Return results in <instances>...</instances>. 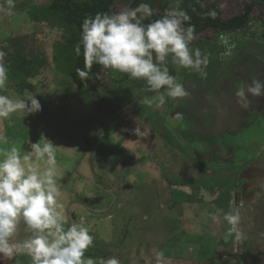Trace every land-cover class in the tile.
<instances>
[{
  "label": "rangeland",
  "instance_id": "rangeland-1",
  "mask_svg": "<svg viewBox=\"0 0 264 264\" xmlns=\"http://www.w3.org/2000/svg\"><path fill=\"white\" fill-rule=\"evenodd\" d=\"M31 1L50 0H14L11 15L0 12L4 94L36 95L42 108L0 118V136L8 141L0 147L16 143L30 150L42 134L57 145L66 218H83L95 238L85 256L97 264L112 256L120 264H157L158 256L160 264H264V96L249 95L246 109L235 96L253 78L264 82V6L254 7L253 20L241 30L207 29L200 35L217 36L215 41L191 42L208 60L206 78L177 70L169 57L170 74L189 96L166 97L156 107L155 101L144 103L158 95L144 80L103 69L110 87L89 89L86 96L57 72L52 56L62 31L52 18L33 20L23 10ZM168 1L169 8L178 3L186 14L197 3L216 1L227 18L250 0ZM161 2L117 0L115 6L119 12L146 3L154 12ZM0 6L6 8V0ZM29 56L36 64L43 57L44 66L22 88L26 82L17 66ZM176 112L182 119L174 118ZM138 124L148 136L131 131ZM230 210L240 213V240L224 239V214ZM25 227L21 222L14 241L25 238ZM0 264L31 259L20 253L0 257Z\"/></svg>",
  "mask_w": 264,
  "mask_h": 264
},
{
  "label": "clouds",
  "instance_id": "clouds-1",
  "mask_svg": "<svg viewBox=\"0 0 264 264\" xmlns=\"http://www.w3.org/2000/svg\"><path fill=\"white\" fill-rule=\"evenodd\" d=\"M6 4V8L0 6V12L11 15L14 0H6ZM146 16H151V8L141 3L134 9L124 8L113 14L96 13L94 18H85L81 41L75 48L79 56L82 46L83 68L77 67L76 74L86 81L91 78L93 65L98 64L133 80H144L148 90L158 94L144 103L152 106L155 101V106L161 107L166 97L177 100L189 96L184 85L170 74L168 58L171 57L177 70L191 69L203 78L207 76L204 68L208 60L199 48L190 47L195 39L194 26H183L189 17L178 3L166 9L160 18L143 24ZM5 55L0 51V118L41 110L36 95L25 93L21 98L4 94L8 79L3 62ZM249 95L264 96V82L253 78L251 83L237 88L235 96L242 108L250 106ZM182 115L176 112L174 118L182 119ZM131 131L139 137L150 133L147 128L141 131L139 124ZM0 142L8 143L3 136ZM56 146L42 134L39 141L30 142V150L23 147L22 151L16 143L0 147V257L11 259L23 253L30 257L31 264H97L92 257L85 256L94 246L95 238L83 218L71 223L66 218ZM240 219L239 211L224 214L229 225L225 241L233 235L237 240L243 237ZM21 222L26 225L27 235L23 240L14 241ZM98 264H120V260L115 256L101 258ZM157 264H160L159 256Z\"/></svg>",
  "mask_w": 264,
  "mask_h": 264
},
{
  "label": "trees",
  "instance_id": "trees-1",
  "mask_svg": "<svg viewBox=\"0 0 264 264\" xmlns=\"http://www.w3.org/2000/svg\"><path fill=\"white\" fill-rule=\"evenodd\" d=\"M117 0H50L48 3L36 5L34 2L23 7V10L29 16L38 22L42 18L50 20L52 18L56 23V28L62 31L61 39L55 44V51L52 59L57 72L67 77L68 81L75 85L79 90H83L88 95V90H106L110 87V83L104 81L102 77L103 69L100 65L94 64L90 73L91 78L82 81L76 74V68H83V49L81 46V54H76L75 48L81 41L82 23L87 17H95L96 13H117L115 6ZM264 6L261 0H250L245 2L243 9L230 17L224 18L222 9L218 2L210 1L205 4L197 3L187 13L189 20L184 22V27L194 26L195 39L202 42L215 41L217 36H202L201 32L207 29H213L217 33H225L238 31L245 28L253 20L252 12L255 6ZM157 11H151V16H146L143 24H148L155 19L164 15L165 10L169 9V1L162 0L158 4ZM214 13V15H213ZM193 40V41H194ZM192 41V42H193ZM32 57L21 58L20 64L17 66L21 71L20 78L26 82L21 84L30 85L27 79L33 75H37L40 68L44 66V58L41 57L39 62L31 60ZM99 77V78H98ZM21 80V81H22ZM23 82V81H22ZM90 97V96H89Z\"/></svg>",
  "mask_w": 264,
  "mask_h": 264
},
{
  "label": "crops",
  "instance_id": "crops-1",
  "mask_svg": "<svg viewBox=\"0 0 264 264\" xmlns=\"http://www.w3.org/2000/svg\"><path fill=\"white\" fill-rule=\"evenodd\" d=\"M205 133V132H204ZM206 134V133H205ZM209 134H211V133H209ZM207 135V134H206Z\"/></svg>",
  "mask_w": 264,
  "mask_h": 264
}]
</instances>
